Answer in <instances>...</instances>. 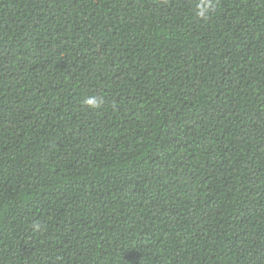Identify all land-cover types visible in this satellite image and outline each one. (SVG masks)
Returning a JSON list of instances; mask_svg holds the SVG:
<instances>
[{
	"label": "trees",
	"instance_id": "trees-1",
	"mask_svg": "<svg viewBox=\"0 0 264 264\" xmlns=\"http://www.w3.org/2000/svg\"><path fill=\"white\" fill-rule=\"evenodd\" d=\"M198 3L0 0V264H264V0Z\"/></svg>",
	"mask_w": 264,
	"mask_h": 264
},
{
	"label": "clouds",
	"instance_id": "clouds-1",
	"mask_svg": "<svg viewBox=\"0 0 264 264\" xmlns=\"http://www.w3.org/2000/svg\"><path fill=\"white\" fill-rule=\"evenodd\" d=\"M211 11H212L211 0H199L195 15L198 18L207 20ZM83 103L87 107L92 109H98L101 106L100 101L95 96H91V95L86 97ZM36 227H39V225H36Z\"/></svg>",
	"mask_w": 264,
	"mask_h": 264
}]
</instances>
